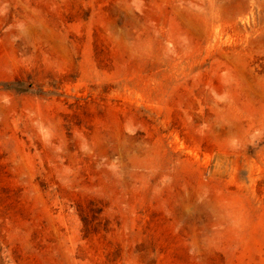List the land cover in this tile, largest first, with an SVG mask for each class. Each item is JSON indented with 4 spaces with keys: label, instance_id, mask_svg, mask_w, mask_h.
I'll return each mask as SVG.
<instances>
[{
    "label": "rangeland",
    "instance_id": "1",
    "mask_svg": "<svg viewBox=\"0 0 264 264\" xmlns=\"http://www.w3.org/2000/svg\"><path fill=\"white\" fill-rule=\"evenodd\" d=\"M0 264H264V0H0Z\"/></svg>",
    "mask_w": 264,
    "mask_h": 264
}]
</instances>
